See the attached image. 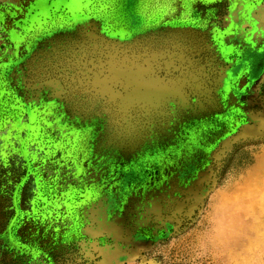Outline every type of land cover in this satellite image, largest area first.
<instances>
[{
    "label": "rangeland",
    "instance_id": "obj_1",
    "mask_svg": "<svg viewBox=\"0 0 264 264\" xmlns=\"http://www.w3.org/2000/svg\"><path fill=\"white\" fill-rule=\"evenodd\" d=\"M263 7L264 0H0V264H106L113 253V264H264V170L255 169L264 158ZM89 32L120 55L169 47L172 38L200 46L194 62L211 79L221 68L228 74L208 101L190 100L216 108L190 115L168 106L151 130L99 88L55 96L52 85L37 84L46 53L77 48ZM120 120L137 131L127 133ZM173 176L175 198L167 189ZM159 193L162 208L153 210Z\"/></svg>",
    "mask_w": 264,
    "mask_h": 264
},
{
    "label": "bare ground",
    "instance_id": "obj_2",
    "mask_svg": "<svg viewBox=\"0 0 264 264\" xmlns=\"http://www.w3.org/2000/svg\"><path fill=\"white\" fill-rule=\"evenodd\" d=\"M165 6H168V5H165ZM36 8L37 7H34L35 10H36ZM59 9H63V8L59 7ZM65 10H67V9H65ZM161 10L163 11L164 9L161 8ZM60 13L63 14L62 12H60ZM185 14H187V13H185ZM258 17L260 19L261 24L264 25L263 24L264 23V13H262L260 15L258 14ZM67 20H68V18H67ZM69 21H71V19ZM162 23H164V22H162ZM252 26H253V24H252ZM57 30H58V28H57ZM89 39H91V40L97 39L100 41L97 43L95 42L94 45H90L85 41V40H89ZM168 44H170L171 46H169V47L165 46L163 48H153L150 45H147V47H141V48H151V51H150L151 53L146 55V56H151V58H149L150 60L151 59L162 60V58L167 59L169 57H172V58L175 57L177 59V64L173 67V71H177L178 74H175V76L173 78L168 74L169 72H167V70H166V74H167L166 77H164V74L162 75L161 73H160L161 76H158L159 73H157L158 77L156 76L155 79L148 78V75L143 76L140 73H137L136 76L133 77V75L135 74V70H134V67L132 66V63L135 64V67H137V65H138L137 59H133L135 57V55H132L130 53L129 55H127L123 59V58H121V55L118 53L119 51L117 52V50L119 48H116L117 46L115 47V43H110V42L104 41L103 39L99 38V36H97L96 34L89 32V34L86 35V39L84 38L82 42L80 40V42L77 43V46H78L77 48H61V50L54 49L52 54L46 53V58H45L46 68L44 70L46 71L47 74H46V76H43V78L41 77L40 79H38L36 82H37V84L38 83H40V84L47 83L49 86L52 85L53 86L52 89L55 92V96L58 94V91H60V92L62 91L63 93H66V96L67 95L71 96L72 94L66 92L65 90L68 88L74 89L75 86H77L79 88V90L82 87H85L84 90L93 91L94 87L99 86V84L94 79V77L96 76V78L100 79V82H102V86L103 85L109 86V88L107 90H105L106 87H103L104 88L103 91L100 90L102 95L106 94L112 99L114 97V94H113L114 92L108 93V90L110 91V89L112 90L113 88H116V90H117L115 92V94H117L116 98L119 99V101H117L116 105H115L117 107V111H119V109H120L122 112L125 113V115H123V116L128 117V116H130V112H132V110L135 109L136 110L135 112L140 114V116H142L143 118L145 117L146 121L143 123H144V126H145V124H148L146 126V129L149 128L151 130L154 127L153 126V123H154V119H153L154 117L153 116L164 115L165 112L168 113V108H167L168 106L171 107V112H173L174 110H178V111H182V112L187 111V112H189L190 115L195 114V112H202V111L208 110L209 108L207 106H209V105L216 108L215 106L217 104H215V102H207L206 103V102H200L199 99L190 100V95L196 96V97H200L201 95H205L204 97L207 100L206 94H208V98L210 99V95H213L215 93V91L218 90V88H220L223 85L222 79L225 78V76H227V74H228V72H226L227 67L221 68L219 70L218 76L215 79H211L210 76L212 75V73H207L208 71H210V69L205 72L204 68H203L204 65H202V64L198 65L196 62H194V60L191 63L190 59L185 57L187 55L186 49L188 50V53L191 52L190 54H192L194 51L198 52V48L200 46L195 47L192 51V49H189L188 47H185V46L178 44V42L174 41L173 38L169 41ZM87 48H92V51H96L98 53L104 52L103 53V61L101 59H95L92 56V54L89 52V50H87ZM100 48H106V49H104L105 51H102ZM109 48H111V50H109ZM52 59H54V61H52ZM139 60L141 61L143 59H139ZM97 62H99V64L102 63L103 68L101 66H98V65H97L98 67H96L95 65L98 64ZM128 62H130V64ZM146 63L147 62H145L143 65H145ZM181 63H183V64L186 63V64H184L186 66H188L190 64L189 66L191 67V69H190L191 71H188V69L185 66L182 68L180 66ZM199 66H200V69H203L204 74H200L201 72H199V70L195 71V68L199 67ZM38 70H40V67H38ZM203 71H202V73H203ZM42 72H44V71H42ZM32 74H34L33 70H32ZM99 76H100V78H99ZM209 79H211V83H213L212 86L210 84V81H208ZM63 83L64 84L68 83V86L64 87ZM56 84L59 88L58 87L54 88V86H56ZM48 88H50V87H48ZM200 92H202V93H200ZM78 94L82 95L81 92H79ZM111 94H113V97H111ZM83 108L86 109L85 107H82L79 110H83ZM47 115L49 118L53 117L51 114H47ZM118 123H119V126H122L121 129H124L127 133H133V132L137 131L134 127H131V125L129 124V123H131V121L120 120V122H118ZM168 124L169 123L168 122L166 123V121H165V126ZM261 127L262 126H260V128ZM256 128H258V127H256ZM251 129H252V126H251ZM260 131H261V129H260ZM165 133H166V131H165ZM65 134L70 135V133L67 131H65ZM132 143L133 142H131V139H130V144H132ZM262 155H263V152H262L261 156ZM93 160H94V158H93ZM255 166H256L255 167L256 170H264V158L259 160L258 164H255ZM254 173H250V174L254 175ZM255 175H256V173H255ZM97 222H98V225H100L102 223L101 220L100 221L98 220ZM119 222H120V218L118 216L113 218L115 235H117V236H119L120 232H121ZM102 225L106 226L104 223ZM110 226L112 228V225H110ZM110 226H109V228H110ZM118 228H119V230H118ZM125 239L127 241L129 240L128 237H125ZM144 244H145V242H144ZM140 245H142V244H140ZM117 260L118 259H116V254L113 253V254H109L107 257H105L104 262L106 264H113V262H116ZM99 262H101V261H99Z\"/></svg>",
    "mask_w": 264,
    "mask_h": 264
},
{
    "label": "crops",
    "instance_id": "obj_3",
    "mask_svg": "<svg viewBox=\"0 0 264 264\" xmlns=\"http://www.w3.org/2000/svg\"><path fill=\"white\" fill-rule=\"evenodd\" d=\"M189 49H193L194 48H189ZM87 50H89V52L92 54V56L95 58V59H101L103 61V53H98L96 51H92V48H87ZM151 51V48H130L128 49L127 52H124L123 54H121V58H125L127 55H129L130 53L132 55H135V57L133 59H137V67H135V64L132 63V66L134 67V70H135V74L133 75V77L136 76L137 73H140L141 75L143 76H147L148 75V78H152V79H155V77L157 76V73H159L158 76H161L160 74V70H163L164 72V77H166V70L167 72H169L168 74L173 78L175 76V74L171 73L173 71V67L177 64V59L175 57H169L167 59H163L162 60H155V59H149L151 58V56H146L148 55ZM187 51V55L185 57H187L188 59H190L191 63L193 62L194 60V55H195V51L190 54L188 53V50L186 49ZM184 52V51H183ZM137 54V55H136ZM143 54V55H142ZM184 58V57H183ZM139 59H143V60H139ZM145 62H147L145 65H143ZM98 64H96L95 66L98 67V66H102V63L99 64V62H97ZM130 64V62H128ZM141 63V64H140ZM179 64V63H178ZM186 64V63H184ZM183 63L180 64V66L183 68L184 66L188 69V71H191V67L188 65H184ZM98 65V66H97ZM190 67V68H189ZM157 76V77H158ZM100 78V76H99ZM95 81L99 84V86H96L95 88L101 91H103V86H102V82H100V79H97L96 76H95ZM98 80V81H97ZM159 81V80H158ZM161 85V84H160ZM116 88H113V92ZM117 91V90H115ZM113 99H116L117 101H119L118 98H114ZM127 111V110H126ZM136 110H132V112H130V115H136L138 114L137 112H135Z\"/></svg>",
    "mask_w": 264,
    "mask_h": 264
},
{
    "label": "flooded vegetation",
    "instance_id": "obj_4",
    "mask_svg": "<svg viewBox=\"0 0 264 264\" xmlns=\"http://www.w3.org/2000/svg\"><path fill=\"white\" fill-rule=\"evenodd\" d=\"M181 174H184V173H179L178 172V175H179V177H182V175ZM179 177H175V176H173V178L170 180L171 182L169 183L170 185H169V187H167V189L170 191L168 194H170V193H172L173 195H172V198H175V197H173V196H175L174 195V191H176L177 189H178V186H179V182H180V180H179ZM180 193H178V194H181V192H182V189L179 191ZM182 194H184V192H182ZM163 195L162 194H158V196H157V198H153L151 201H150V207L151 208H153V209H158V210H160L161 208H162V206L160 205L161 203H160V199H158V198H160V197H162ZM150 208V209H151Z\"/></svg>",
    "mask_w": 264,
    "mask_h": 264
}]
</instances>
